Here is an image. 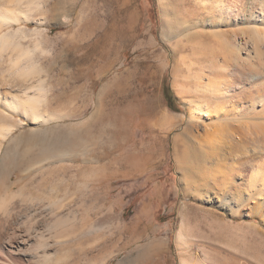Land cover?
<instances>
[{
  "label": "rangeland",
  "instance_id": "obj_1",
  "mask_svg": "<svg viewBox=\"0 0 264 264\" xmlns=\"http://www.w3.org/2000/svg\"><path fill=\"white\" fill-rule=\"evenodd\" d=\"M40 1L28 15L16 6L28 18L1 31L22 26V47L41 37L46 53L32 59L43 73L33 75L43 79L41 109L51 117L33 123L15 114L23 124L0 141V163L15 137L17 160L4 162L9 193L21 189L40 199L49 220H62L63 245H52L58 255L49 264H264V192L249 187L248 166L229 170L238 159L209 127L213 120L188 119L200 99L197 77H207L211 60H223L212 30L249 39L259 18L264 42L257 1L224 0L221 20L209 0ZM209 17L221 23L213 28ZM9 52L0 57V86L21 94L37 78L25 84L10 76ZM166 113L180 126L167 130ZM206 129L217 144L204 143L213 158L197 162L196 139ZM59 253L63 261L54 262Z\"/></svg>",
  "mask_w": 264,
  "mask_h": 264
},
{
  "label": "bare ground",
  "instance_id": "obj_2",
  "mask_svg": "<svg viewBox=\"0 0 264 264\" xmlns=\"http://www.w3.org/2000/svg\"><path fill=\"white\" fill-rule=\"evenodd\" d=\"M256 1L259 10L264 12V0ZM225 3L224 0H209V8L211 7V10L214 8L218 11L217 16L219 20L224 19L223 17L226 15L225 13L228 14V10L226 9H229V7L228 5L225 7ZM16 6H19V8L21 7L22 9L20 10L25 13L26 11L29 12L33 7H40L43 5L40 0H7L6 5H0V57L5 50H9L13 53V57L9 63L10 76H16L26 84V82L29 81L28 78L31 77L32 79L34 76L33 74L39 76L41 75L39 73L42 72L37 62L32 59L33 53L39 51V53L41 52L42 54H45L46 50L41 46V37L39 39L38 35L33 37L32 48L25 46L22 47L17 41L18 38H28L26 30L21 28L22 26L13 31H1L3 27H8L11 24L18 23L22 19L28 18L22 12L23 15L21 16V13L18 12L19 10H16ZM206 8L208 9V6L204 7V10ZM209 18V20H211L210 26L213 28H216L219 23H221L218 19L215 20L211 17ZM260 19L262 18L260 17ZM257 21H259V18H255L254 22L251 21L252 25L250 28L249 39L241 40V38L238 37L232 38L228 35L226 30H212V40L210 39V41H213L212 44L214 50H218V53L224 54L223 60L221 62L217 60L218 58H215L216 60H211L213 62L211 63L207 77L203 75L197 77V86L199 88L197 89L198 94H196L199 95L198 97H200V99L197 98V100H193V102L195 101L196 103V110L188 111V119L199 117L206 120V122L208 120H213L214 124L209 125V127H211L213 132L220 133L224 139L227 138L224 142L229 144L226 145L228 148L225 147L228 149L227 151L231 158L239 160L244 156H251L246 164V161H239L238 165L237 160L236 162L230 163L229 167H227L232 171L235 167L242 168L248 166L251 171L249 187L253 189L255 193H263L264 55L262 56L260 54L261 56H257V50L261 48L259 42H262L260 38L261 31L257 27ZM40 34H42V32ZM216 52L217 51L214 53ZM241 52L244 54L240 55ZM218 56L219 55H217V57ZM34 77H36V75ZM32 84L33 85L30 84V87H28L32 88L31 91L28 88L25 90L23 89L24 91L21 94L18 92L5 94L3 92L4 89L2 90L0 86V106L3 111L0 110V141L10 136L23 124V121L20 119L14 121L13 118L15 114H20L26 119L31 120L33 123H47L49 121L51 115L41 109L45 96L43 79L37 78L35 83L32 82ZM8 86L11 87V84L9 83ZM206 95L214 101L212 102L213 105L209 103ZM163 118L166 122L167 126H165L167 130H172L180 126V124H178L179 119L176 120L169 113L164 114ZM163 118L161 117L160 119ZM209 130L206 129L205 139L202 138V134L200 135L201 138L199 137V139H196L199 152L198 157H196L197 162H206L208 159L206 154L212 156L210 151H204L205 144H208L207 148H210L211 150L215 149L214 146L217 144V140L215 141L213 137L214 133L209 132ZM234 134H236V139L233 137ZM19 136L17 137L19 138ZM44 136L45 135H43V137ZM233 138L235 141L230 143L228 139L232 140ZM14 139L15 137L11 139L8 148L2 154V161L0 163V264H49L50 259H53L54 252L63 245L61 228L64 225L62 220L57 218L58 216L56 217L57 219H52L53 221L51 218L49 220V216L45 212V207H42L43 203L39 201L40 199L30 197L29 194L26 193L24 194L21 189L11 190L12 192L9 193L10 189L8 182L10 180V175L9 173H6V167L8 166L5 167L4 162L6 159H16L15 148L12 150V143L15 141ZM28 141L29 140H27L26 144ZM29 143H31V141ZM250 144L253 146H248ZM0 152H2L1 146ZM224 154H226V151ZM227 157L228 156L225 157V160ZM243 159L244 158H242V160ZM227 162L223 161L221 163H224L226 166V164L229 163ZM224 165L222 164V168ZM236 169L238 171V168ZM228 173L229 171L227 174ZM230 176L232 175L230 174ZM3 178L5 180H3ZM5 182L7 184H5ZM245 190H247V188H245ZM253 195L255 194L252 193L251 196ZM19 196L22 198L18 201L17 197ZM51 229H53V232L55 233L51 234V236L56 237V241H54L55 243H50L49 237L52 232L50 231ZM52 245L54 247L58 246L54 252L51 250L54 249ZM56 255L58 254H55L54 256ZM62 258L63 257L59 253V256L54 259V262L55 260L56 262L63 261L64 258Z\"/></svg>",
  "mask_w": 264,
  "mask_h": 264
},
{
  "label": "trees",
  "instance_id": "obj_3",
  "mask_svg": "<svg viewBox=\"0 0 264 264\" xmlns=\"http://www.w3.org/2000/svg\"><path fill=\"white\" fill-rule=\"evenodd\" d=\"M165 94H166L168 99L172 100L173 97L171 95H169L168 90L165 92Z\"/></svg>",
  "mask_w": 264,
  "mask_h": 264
}]
</instances>
